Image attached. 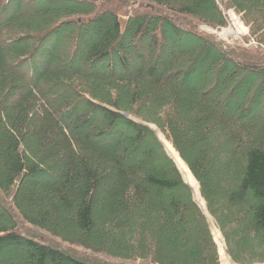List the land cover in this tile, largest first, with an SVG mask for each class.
<instances>
[{"label": "trees", "instance_id": "obj_1", "mask_svg": "<svg viewBox=\"0 0 264 264\" xmlns=\"http://www.w3.org/2000/svg\"><path fill=\"white\" fill-rule=\"evenodd\" d=\"M213 227L264 264V0H0V264H220Z\"/></svg>", "mask_w": 264, "mask_h": 264}, {"label": "rangeland", "instance_id": "obj_2", "mask_svg": "<svg viewBox=\"0 0 264 264\" xmlns=\"http://www.w3.org/2000/svg\"><path fill=\"white\" fill-rule=\"evenodd\" d=\"M225 15H226V17H225L226 24L221 25L217 30H215L216 31L215 34H216V36H218V39L225 46H229V47H233L235 45L246 46L243 43V38L248 34V29L244 26V24L241 22L240 18L233 11L229 10L228 12H225ZM151 127H153L155 129V131L157 132V135L159 136L161 142L166 141V143L170 146V150H168L167 146L163 142L165 147H166V151L171 156V158L176 162V165H177L179 171L181 172L184 181L192 189L193 197H194L196 203L199 205V207L202 210H204L206 212V203H205V200L201 196L199 184L197 183V181L193 177V175L190 172V170L188 169L187 165L183 161H181L182 159L179 158L180 157V156H178L179 154H177L175 152V149H173V147L170 145V143L166 140V138L163 136L162 132L158 128H156L155 126H151ZM171 152L178 156L180 163L174 158V155ZM207 160L210 163V161H211L210 155H209V157L207 156ZM225 172L228 176L227 171H225ZM187 173H189V174H187ZM190 177H191V179H190ZM225 177L226 176L222 177L223 182L225 180ZM222 179L215 177L212 179V181L215 184H219L220 186H222V183H223ZM191 180H192V182H191ZM212 235H213L214 241L217 245V249H218V253H219V257H220V264H232L230 262L229 257L226 254L225 244H224V240H223L221 232L217 228L213 227Z\"/></svg>", "mask_w": 264, "mask_h": 264}, {"label": "water", "instance_id": "obj_3", "mask_svg": "<svg viewBox=\"0 0 264 264\" xmlns=\"http://www.w3.org/2000/svg\"><path fill=\"white\" fill-rule=\"evenodd\" d=\"M180 25H181L182 28H184V24H183V23H181ZM200 29H201V30H204V31H206V32H208V33H215V31H213V30H211L210 28H207V27H205V26L200 27ZM125 116L128 117V115H125ZM148 127H149L151 130H153L154 132H156L155 129H154L153 127H151V126H148Z\"/></svg>", "mask_w": 264, "mask_h": 264}, {"label": "bare ground", "instance_id": "obj_4", "mask_svg": "<svg viewBox=\"0 0 264 264\" xmlns=\"http://www.w3.org/2000/svg\"><path fill=\"white\" fill-rule=\"evenodd\" d=\"M164 142V141H163ZM165 143V145L167 146V149L168 150H170V146L166 143V141L164 142ZM171 145V144H170ZM172 146V145H171ZM174 149V148H173ZM176 152V151H175ZM172 153V152H171ZM177 153V152H176ZM173 155H174V158L179 162V158H178V156L176 155V154H174V153H172ZM178 154V153H177ZM182 161V160H181ZM180 163V162H179ZM187 174H189V173H187ZM190 179H191V177H190ZM191 182H192V180H191Z\"/></svg>", "mask_w": 264, "mask_h": 264}]
</instances>
